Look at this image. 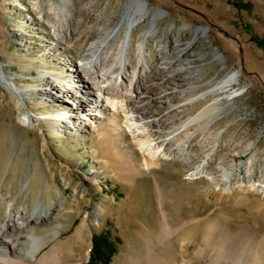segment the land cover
I'll return each mask as SVG.
<instances>
[{
    "label": "rangeland",
    "instance_id": "rangeland-1",
    "mask_svg": "<svg viewBox=\"0 0 264 264\" xmlns=\"http://www.w3.org/2000/svg\"><path fill=\"white\" fill-rule=\"evenodd\" d=\"M143 1L164 14L147 42L142 65L150 69L137 81L142 90L135 101L165 116L163 127L144 120L146 134L174 135L168 147L188 155L161 158L150 170L137 144L147 135H121L111 123L121 117L111 111L86 132L67 133L62 123L45 120L34 119V127L19 122L21 112L45 118L63 111L51 97L49 83L57 79L49 74H62L58 81L70 85L75 74L68 62H81L94 45L103 48L104 64L114 60L126 36V0H0V65L26 102L23 109L0 83V189L32 210L53 209L63 199L61 239L84 256L81 263L67 257L69 263L132 264L129 256L159 224L158 190L172 225L186 223L162 248L170 262L202 264L188 240L204 246L213 225L243 230L257 242L264 237V0ZM198 27L207 32L195 35ZM149 28L145 18L132 33V65L142 57ZM233 73L234 94L217 92ZM161 76L164 103L157 105ZM204 160L205 172L191 176ZM83 219L78 242L73 236ZM40 226L45 233L47 226Z\"/></svg>",
    "mask_w": 264,
    "mask_h": 264
},
{
    "label": "bare ground",
    "instance_id": "bare-ground-1",
    "mask_svg": "<svg viewBox=\"0 0 264 264\" xmlns=\"http://www.w3.org/2000/svg\"><path fill=\"white\" fill-rule=\"evenodd\" d=\"M163 14L164 10L162 9H149L148 3L143 0L126 2L121 23L126 25V36L122 44L123 49L114 60L110 64H104L103 48H97L94 45L95 49H89V54L84 58L82 57L81 62L75 60L68 62L69 71L75 74V80L70 82V85L61 84L58 81L63 79L62 74H49L51 78L57 79V81L49 83L51 97L54 102L63 106V111L48 114L49 116L45 118L21 112L19 122L24 126L34 127V119L40 122L45 120L51 123H62L63 131L67 133L86 132L90 127L96 128V121L101 120L104 110H108L113 113L114 119L121 117L122 123L111 122L116 125L117 131L121 135L128 133L135 139L148 132V126L144 123L147 118L151 123L156 122L159 127L165 126V116L162 114L155 117L154 112H149L146 104L142 105L141 101H135L136 96L134 94L142 90V88H137V81L150 69L148 63L144 67L142 61L147 62L148 60L146 55L147 42L151 32L156 27L157 21ZM145 18H149L150 28L147 30L145 40L139 49L142 57L139 59L138 65H132L128 52L130 39L135 27ZM160 52L161 55L164 54L162 48ZM237 77L238 74L233 73L217 87V92L229 97L232 96L234 94L232 85ZM165 82V77L161 76L157 84L161 91L153 98L157 105L164 103L163 88ZM0 83L19 98V106L24 109L26 107L25 98L21 95V91L15 87L13 77L7 78L1 65ZM136 103L138 105H135ZM174 138V135H165L161 131H157L151 132L144 139L140 137L137 139L139 149L144 156H147L146 159L144 158V169L150 170L155 162L161 158L188 160V155L184 152L168 147ZM155 165L158 166L159 164ZM206 165L207 161L204 160L202 164L195 167L191 176L204 173ZM1 190L0 203L4 206V213L0 214V264H73L68 262L67 257L70 256L78 258L80 263L84 261V256L73 252V244L70 239L66 241L61 239L64 227L58 221L57 212L59 205L63 203L62 198L53 209L40 206L32 210L29 207L21 206L18 199L4 197ZM158 191L159 224L157 228L155 227L156 230L151 231V234L145 238L144 248L137 249L135 254L129 256V261L132 264H178L170 262L163 255L162 248L168 238L177 235L186 226V223L178 227L172 225L162 206L161 190ZM259 191L264 193V186H261ZM95 210L96 216L103 215V210ZM40 225H43L42 228L47 226L45 233L39 232ZM86 225V221L83 219L73 236L78 242L83 240ZM252 236L243 230L234 234L213 225L208 228L204 236V246L193 236L189 238L188 244H191L195 258L198 261L200 259L202 264H264V237L257 242Z\"/></svg>",
    "mask_w": 264,
    "mask_h": 264
},
{
    "label": "water",
    "instance_id": "water-1",
    "mask_svg": "<svg viewBox=\"0 0 264 264\" xmlns=\"http://www.w3.org/2000/svg\"><path fill=\"white\" fill-rule=\"evenodd\" d=\"M139 1H142V0H139ZM126 2H130V0H126ZM199 31H203V34H205L207 32V28H201V27H198L196 30H195V35L199 32ZM219 56H221L219 54Z\"/></svg>",
    "mask_w": 264,
    "mask_h": 264
}]
</instances>
